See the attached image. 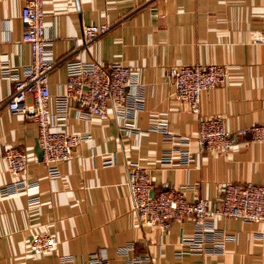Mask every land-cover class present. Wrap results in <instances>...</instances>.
I'll return each mask as SVG.
<instances>
[{"label":"crops","instance_id":"obj_1","mask_svg":"<svg viewBox=\"0 0 264 264\" xmlns=\"http://www.w3.org/2000/svg\"><path fill=\"white\" fill-rule=\"evenodd\" d=\"M24 1L0 0V57L17 74L30 60L19 17ZM43 8L55 60L49 72L51 108L53 96L64 90L67 59H120L143 84L144 106L134 119L141 132L120 130L110 112L98 117L72 106L63 129L90 137L58 164L60 176L52 179L34 151L36 122L7 108L13 79L0 72V185L14 178L3 158L9 145L27 154L23 176L38 181L28 193L0 195V264H58L53 253L29 250L34 234L55 236L58 252L71 255L74 264H86L98 248L117 263L123 259L117 248L127 243L133 246L129 255H149L153 264H264V224L224 217L213 221L233 237L222 254L177 255L178 239L192 233V220L174 222L167 230L139 225L126 185V167L134 161L150 169L155 192L184 186L187 200L215 201L224 182L264 183V144L234 134L239 127L264 124V0H46ZM101 23L108 29L81 44L83 27ZM196 62L226 69L223 83L200 92L198 114L172 95L168 74L170 65ZM159 112L170 131L190 139L187 147L197 154L190 167L157 164L170 146L159 132L147 130L149 116ZM209 115L222 116L232 134L224 154L198 152V117ZM105 159L112 164L104 165ZM32 195L38 202H28Z\"/></svg>","mask_w":264,"mask_h":264},{"label":"built area","instance_id":"obj_2","mask_svg":"<svg viewBox=\"0 0 264 264\" xmlns=\"http://www.w3.org/2000/svg\"><path fill=\"white\" fill-rule=\"evenodd\" d=\"M46 0H25L19 10L23 24L22 40L29 45L30 60L21 65V74L11 72L5 60L0 57V72L4 77L13 79L12 89L6 100L7 108L15 113L31 118L36 122L37 142L41 149V161L48 177L60 176L58 164L72 157L75 147L89 139L90 133L68 132L63 129L69 109L75 106L79 113L104 117L112 113L120 130L138 131L134 119L144 106L145 93L136 71L120 59L101 63L93 59L69 58L65 61L66 81L64 90L53 96L49 92V72L55 65L51 53L52 36L46 31L43 21ZM109 25H87L81 33V44L86 45L101 34ZM264 46V27L261 34ZM172 84V95L184 101L189 109L198 114L200 92L223 83L226 69L217 63H186L168 67ZM147 130L159 132L170 142L158 157L159 166L190 167L196 153L188 147V136L169 130L168 119L164 112L149 116ZM235 135L247 140L264 144V124L239 127ZM231 133L226 129L224 118L220 115L199 116L195 135L198 152L203 150L219 154L227 152L232 144ZM196 154V155H195ZM7 170L14 178L0 185L1 196H13L37 189L38 181L27 180L23 172L28 164L27 154L15 145L3 149ZM104 165H111L105 159ZM126 185L129 190L131 209L139 225L167 230L174 222L192 220V233L180 235L176 251L201 255L222 254L225 243L233 237L214 226L215 217L241 220L244 223L264 224V183L224 182L215 201L205 197L187 200L182 187L166 186L159 191L153 190L150 169L137 162L126 167ZM39 197L32 195L29 203L38 202ZM30 251L46 254L53 253L58 264H74L69 254L58 252V240L50 234H34L28 243ZM131 243L117 248L121 261L108 260L104 248L89 254L86 264H153L149 255L133 254Z\"/></svg>","mask_w":264,"mask_h":264},{"label":"water","instance_id":"obj_3","mask_svg":"<svg viewBox=\"0 0 264 264\" xmlns=\"http://www.w3.org/2000/svg\"><path fill=\"white\" fill-rule=\"evenodd\" d=\"M34 151L36 153L37 158L41 159L42 153H41V149H40V147L38 145V142L35 144Z\"/></svg>","mask_w":264,"mask_h":264}]
</instances>
